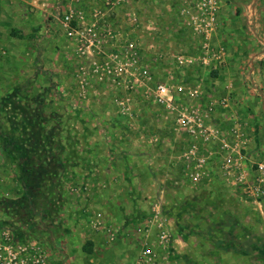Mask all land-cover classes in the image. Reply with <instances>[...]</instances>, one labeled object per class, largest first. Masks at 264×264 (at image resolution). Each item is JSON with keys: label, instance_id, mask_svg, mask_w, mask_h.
I'll return each instance as SVG.
<instances>
[{"label": "rangeland", "instance_id": "rangeland-1", "mask_svg": "<svg viewBox=\"0 0 264 264\" xmlns=\"http://www.w3.org/2000/svg\"><path fill=\"white\" fill-rule=\"evenodd\" d=\"M110 1L0 0V225L15 231L20 240L41 245L49 264H135L146 242L154 244L158 264L170 261V248L182 251L179 264H185L182 256L192 255L191 249L208 264H220V259L264 264V203L256 205L236 193L218 172L214 155L217 172L211 179L194 184L177 174L173 180L180 187L161 192L159 198L149 183L155 177L148 174L134 195L121 189L113 194L90 190V161L85 154L74 157L73 149L81 152L92 145L83 142L73 148L68 135H88L93 116L98 129L118 137L155 132L157 113L170 115L157 105L156 87L183 81L179 76L184 69L175 62L179 55L192 57L185 85L199 91L181 101L216 105L211 119L221 115L232 121L228 128L219 122L222 130L231 129L230 141L236 142L232 129L239 125L247 135L249 156L253 152L264 157V125L258 141L245 131L264 116V93L236 46L250 31L221 27L218 16L207 36L197 0L139 1L135 6L143 4L144 12L132 18L125 10L128 2L111 7ZM69 11L74 18L66 25ZM63 100L69 101V109L60 106ZM34 131L39 136L25 162L15 146L28 149ZM150 139L157 143L155 137ZM185 141L176 149L180 154L188 148ZM7 144L11 151L5 150ZM139 146L134 143L129 150L147 148ZM212 146L201 148V153L208 154ZM150 151L157 152V147ZM173 200L185 205L173 207ZM157 209L167 222L158 218ZM181 212L180 223L175 222L172 215ZM171 225L196 230L189 239H175ZM163 228L171 235L166 244L159 239ZM198 230L205 238L195 234ZM90 231L96 232L94 240ZM220 244L248 253L208 255Z\"/></svg>", "mask_w": 264, "mask_h": 264}, {"label": "crops", "instance_id": "crops-1", "mask_svg": "<svg viewBox=\"0 0 264 264\" xmlns=\"http://www.w3.org/2000/svg\"><path fill=\"white\" fill-rule=\"evenodd\" d=\"M135 1L136 0H130L127 5V8L125 9L127 11V14L130 15V18H132L133 16L132 14H135L136 12L138 13L144 12L143 11L144 6H142L143 4L141 6L139 5L135 6V3H138L139 1L143 3L145 2V0H138L137 2ZM219 2L221 3L222 6L219 12V18H220L219 21L221 22V27H225L228 30H232L236 32L237 31L244 32L247 30L250 31L248 32L249 34L248 38L245 37L243 39H240L238 42L236 41V43L238 44V45L236 44V46L240 47L242 56L245 59L248 58L250 62L249 68L251 70L250 74L252 81L264 93V0H219ZM0 24L2 25L1 19H0ZM5 53L7 54V52H4L3 54ZM4 57L6 56H3V58ZM1 65L2 64L0 63V67ZM60 103L59 104L60 106L62 105V108L69 109V107H71L70 106L71 104L67 100H63ZM77 106L78 104H76L75 107L77 108ZM75 107L74 109L76 110ZM160 108L163 110L165 109L163 107ZM262 108L264 110V104ZM163 112L157 113V129L155 130V132L152 133L148 132V134L146 135L143 134L140 136L138 135L139 134L138 133L136 134L135 137L133 136L134 134L133 135L123 134L122 136L118 137L113 132L111 133H109V131L103 132L101 131L102 129H98V125L96 122L97 119L94 118V116L91 117L92 121L90 122V125H88L90 126V129L88 130L89 131L88 135L74 134L71 137H69L68 135L67 138L68 140H70L71 142L70 144H72V146L74 145L73 148L77 146V144L79 145L80 143L83 142H86L88 144L91 143L92 145V147L88 148L90 150H88L87 148L86 149L83 148L81 152L76 151V149H73L75 150L73 152L75 154L74 157L77 156L82 158V156L86 155L84 159L87 158L90 161L89 173L91 174V177H89L90 180H88V182L90 183L89 184L90 190L103 189L113 194L115 191L121 189L129 192V195L131 194L134 195V193H136L137 190L141 189L144 186L141 182L143 180V175H147V174L155 177L152 179L153 181H150L149 183L151 185L152 190H157L158 198L162 195L161 192L165 193L168 191H174L180 187V185L175 186L173 177L177 174H180L181 176H185L186 173L184 169L186 165L184 163V159L182 158V154H180L181 152L177 151L176 149L180 148V144H184V142L186 141L183 137L180 136L181 138H183V141H181L180 137H177L178 135L173 133L174 116L171 115L169 111L168 113H170V115L169 114L167 115L165 112L164 113ZM218 116L216 120L220 122L222 126L228 128L233 124L231 123L232 121L228 122L221 115ZM254 121L256 122L252 123V125H250L249 128L246 127L245 131L249 132L252 138L258 141L259 131L262 128V124L264 125V116L263 118H261L260 124L259 122H257L256 118L253 120V122ZM122 127H126V126H122ZM42 137L46 138L48 136L47 134L44 135L43 133ZM151 137L156 138L157 140L156 144L151 143L152 142V140L150 139ZM121 143L124 146H122ZM134 143L136 147L139 145H144V147L149 148V150H147V148L146 149L143 148V150H137L136 152L130 151L129 149L132 147ZM251 143L249 144V147L252 146ZM120 145L122 146L121 148H119ZM154 147H157V152L150 151ZM62 151L63 152L66 151V145L65 148L62 149ZM86 152H88V154ZM59 154H60V150H59ZM251 157L257 158L258 155L252 152ZM262 158L264 157L262 156L258 157V159L255 161H258ZM1 159H2V155L0 153V161ZM151 160L153 161V164L157 163L156 168L153 167ZM57 163L59 164V162ZM172 167L174 169H172ZM170 203H172L173 207L178 205L180 206L185 205L183 204V202L180 204V202L176 200H173V202L171 201ZM186 203H188V201ZM160 206L161 204L157 203V207ZM157 211L159 212L157 213L159 214L157 215L159 216L158 218L165 216L164 215L165 213L162 212L161 209L160 210L157 209ZM179 211H181V209H179ZM181 215L182 212L179 215L176 213L172 215L171 218L175 219V222L178 220L180 223L179 218ZM166 218L163 217V220H165V222L168 221V219ZM124 220L125 221L127 220L125 226L129 227L130 226V223H128L129 218L126 217ZM172 226L173 225H171V230L175 239L180 238L182 236L189 239V236L192 235L193 231L196 230L195 228H193L194 226L187 227L184 229L179 228V225L173 227ZM92 233H96V232L90 231V234ZM195 234H197L202 239L205 238L204 234H202V232L199 230ZM94 236L95 235L92 234L91 239H93ZM233 237L237 240L236 238L237 234L234 233ZM177 249L178 247L176 246V250ZM241 251L248 253L244 249L241 250L239 247L238 248L235 247V245L233 246L230 245L227 248L224 247L223 244H220L217 245L215 249L210 251L208 255L210 254L219 255L220 252L224 254L233 253V255H236ZM178 252L181 255L182 251L178 250ZM190 252L192 253V255H187L186 253V255L182 256V258H185L183 259L186 261L185 264H206V263L208 264L207 259H204V257L201 258L200 260L196 257L197 253L195 249H191V251L189 250L188 254H190ZM179 254L177 253V251L174 252L173 249L170 248V253L168 256L170 261L168 262L164 261L161 263L179 264L178 263L179 259L177 257V255ZM137 258H135L136 262H137ZM219 263L228 264V263H224V261L221 259L219 260ZM229 264H236V263L230 262Z\"/></svg>", "mask_w": 264, "mask_h": 264}, {"label": "built area", "instance_id": "built-area-1", "mask_svg": "<svg viewBox=\"0 0 264 264\" xmlns=\"http://www.w3.org/2000/svg\"><path fill=\"white\" fill-rule=\"evenodd\" d=\"M129 1L111 0L110 2L111 7H116L121 2L129 3ZM197 2L198 11L204 20L200 26L206 30L208 36L209 29H213L217 22L220 2L219 0H197ZM191 17V22H193L195 16L192 14ZM73 18V13L69 11L64 17V23L67 25ZM192 61L190 56H177L176 64L184 69L179 76L181 79L184 78L183 81L172 87L167 83H159L156 87L157 105L163 106L173 114L174 130L187 140L188 148L182 154L187 179L194 184L202 182L205 177L211 179V175L217 172L212 165L211 156L214 155L219 161V166L216 164L218 172L225 176L233 190L238 194H243L248 201L261 206L264 203V158L258 161L251 160L246 146V133L239 125H234L232 133L236 142L230 141L231 129L222 130L220 123L214 118L211 119L216 105L181 101L183 97L199 92L198 89H191L185 85L187 84L186 70L191 67ZM221 105L226 107L227 103L222 102ZM239 138L240 141H237ZM199 143L203 147H200ZM207 145H213L211 152L201 153V148ZM159 239L163 244L171 241V235L166 228L160 231ZM47 261V250L41 245L27 241V239L20 240L15 231L0 225V264H49ZM157 262L158 257L154 244L144 243L136 264H158Z\"/></svg>", "mask_w": 264, "mask_h": 264}, {"label": "trees", "instance_id": "trees-1", "mask_svg": "<svg viewBox=\"0 0 264 264\" xmlns=\"http://www.w3.org/2000/svg\"><path fill=\"white\" fill-rule=\"evenodd\" d=\"M1 137H3V136H1ZM37 138H38V135H37V133H36V131H34L33 132V134L31 135V139H29V141H30V145H29V147H28V149H25V150H22V148H21V146L20 145H16L15 146V148H16V152H18V153H21V157H22V159L26 162L27 160H29V158H30V156H29V152H31L32 151V149H33V145L37 142ZM7 140H9V142H12L10 139H7ZM5 141V140H4ZM6 143V142H5ZM17 144V143H16ZM7 148H10L9 146H8V144H7V146H6V148H5V150H7V151H11V150H8ZM28 150V151H27ZM28 162V161H27Z\"/></svg>", "mask_w": 264, "mask_h": 264}]
</instances>
